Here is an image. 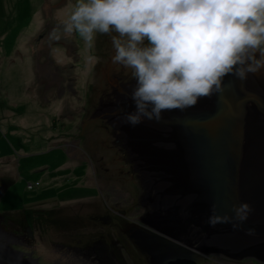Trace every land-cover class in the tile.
I'll return each mask as SVG.
<instances>
[{"label": "rangeland", "instance_id": "rangeland-1", "mask_svg": "<svg viewBox=\"0 0 264 264\" xmlns=\"http://www.w3.org/2000/svg\"><path fill=\"white\" fill-rule=\"evenodd\" d=\"M73 4L0 0V216L28 213L40 218L43 227L35 225L34 231L38 240L25 247L33 255L22 254L33 264L59 258L48 240H39L44 231L48 239L69 238L64 242L71 244L76 239L81 244L97 241V247L103 243L106 250L97 253L101 259L109 254L103 264H152L131 239L137 229L126 231L130 226L152 230L138 221L148 211L135 218L137 213L109 206L114 205L112 196L124 191L136 196L139 174L118 137L121 131L97 113L100 106L116 101L114 89L119 81L132 80L130 70L111 61L108 34H97L91 50L97 60L90 65L78 36L49 38ZM6 17L16 18V25H5ZM117 208L129 210L120 204ZM9 246L18 254L26 250ZM186 250H178V264H263L189 246Z\"/></svg>", "mask_w": 264, "mask_h": 264}, {"label": "water", "instance_id": "water-1", "mask_svg": "<svg viewBox=\"0 0 264 264\" xmlns=\"http://www.w3.org/2000/svg\"><path fill=\"white\" fill-rule=\"evenodd\" d=\"M133 83L119 81L116 101L97 111L121 131L118 137L145 190L142 201L151 205L142 221L152 230L139 228L131 239L152 264H178V250L186 246L264 264V72L246 80L226 76L221 91L195 106L136 126L123 121L133 107ZM244 201L252 211L239 227L208 223L212 205L231 215L232 206ZM10 248L0 244V256H15L16 264L20 254Z\"/></svg>", "mask_w": 264, "mask_h": 264}, {"label": "clouds", "instance_id": "clouds-1", "mask_svg": "<svg viewBox=\"0 0 264 264\" xmlns=\"http://www.w3.org/2000/svg\"><path fill=\"white\" fill-rule=\"evenodd\" d=\"M97 34L109 35L111 61L134 81L123 116L130 126L195 106L221 91L226 76L264 72V0H74L49 38L78 36L90 65ZM251 211L246 201L231 215L212 205L208 223L237 228Z\"/></svg>", "mask_w": 264, "mask_h": 264}, {"label": "flooded vegetation", "instance_id": "flooded-vegetation-1", "mask_svg": "<svg viewBox=\"0 0 264 264\" xmlns=\"http://www.w3.org/2000/svg\"><path fill=\"white\" fill-rule=\"evenodd\" d=\"M136 177H137L136 181L139 183V191L136 194V196L135 195L130 196L127 193V191L126 192L124 191V194H122L120 197L118 194H117L118 197L114 198L112 196V201H114V205H112L113 203L108 205L113 207L114 209H117V211H119L120 213H126V211L134 215H136L137 213L135 218H139L141 215L144 214L145 211L149 212L151 210V205L145 201H142L145 190L141 184L140 177L139 176ZM111 191H112L111 189H108V193H112ZM119 204L125 208H129V210L118 209L119 207L117 208V206ZM57 212L55 210L54 213L56 214ZM55 214H53L52 216H54ZM144 217L145 216L140 217V220L138 221L143 222L142 219ZM44 221H48V219L44 218ZM50 221L52 222V224L55 223L54 222L55 219L53 220L51 218ZM41 223L42 222L40 218L34 217L32 214L29 215L28 213L24 216H15L14 218H8V219L4 218V216H0V240L1 242H5V244H1V245H5L6 247H8V245H16L19 248L26 249L25 251L22 250L23 251L22 253H19L20 257L18 258L20 261L17 263L27 262L28 264H33L32 261H30L32 258H28V257L24 258L22 254L24 253V255L27 256L33 255L32 252L34 251H32L31 249H28L29 250L28 251L27 248H30L31 245H33L34 242L38 240L35 238L34 231L38 229V226L42 225ZM35 225H38L37 228ZM138 228L135 226H130L129 228H127L126 231L134 230ZM44 232L42 236L41 235L39 236L40 237L39 240H42V242L48 240L50 243L49 245L57 249L55 254L58 255L59 257L58 259L56 258L51 264H103L101 262V258L97 256L96 249H98V247L95 246L96 245L95 242L97 241L92 240L88 243L81 244V243H77L79 240L76 239L77 242L75 244H71L70 242H64L67 241L69 238L64 240L52 235L54 239L53 238L48 239V237H46L47 234H45ZM100 248H102V250H106V247L103 243L102 246L100 245ZM19 254L17 255L19 256ZM107 256H109V254H107ZM12 258L15 261L17 257L13 256Z\"/></svg>", "mask_w": 264, "mask_h": 264}, {"label": "bare ground", "instance_id": "bare-ground-1", "mask_svg": "<svg viewBox=\"0 0 264 264\" xmlns=\"http://www.w3.org/2000/svg\"><path fill=\"white\" fill-rule=\"evenodd\" d=\"M5 249H7V247L5 246V245H2ZM11 256H8V257H2V256H0V260H6V261H8L10 264H11V262H14V259L11 257ZM244 258H247V257H244ZM243 258V259H244ZM150 262H151V259H150ZM15 263V262H14ZM17 264V263H16Z\"/></svg>", "mask_w": 264, "mask_h": 264}, {"label": "crops", "instance_id": "crops-1", "mask_svg": "<svg viewBox=\"0 0 264 264\" xmlns=\"http://www.w3.org/2000/svg\"><path fill=\"white\" fill-rule=\"evenodd\" d=\"M7 17H10V16H7ZM7 17L5 19V25H11V24L12 25H16V23H17L16 22L17 21L16 18H15V21H9V18H7Z\"/></svg>", "mask_w": 264, "mask_h": 264}]
</instances>
